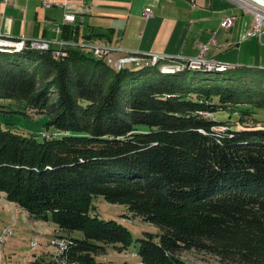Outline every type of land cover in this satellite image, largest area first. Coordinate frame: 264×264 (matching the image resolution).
<instances>
[{
  "label": "trees",
  "instance_id": "16d2710c",
  "mask_svg": "<svg viewBox=\"0 0 264 264\" xmlns=\"http://www.w3.org/2000/svg\"><path fill=\"white\" fill-rule=\"evenodd\" d=\"M62 33L69 40L72 31ZM54 51L0 52V119L35 112L56 133L41 140L0 121L7 200L81 232L70 238L73 264H106L96 259L104 245L133 244L122 222L92 214L99 196L160 230L139 240L140 264H191L181 257L191 250L222 264H264V128L222 131L200 114L217 104L264 109V69L117 72L78 48ZM230 71L239 74L218 77ZM1 101L21 110L2 111Z\"/></svg>",
  "mask_w": 264,
  "mask_h": 264
},
{
  "label": "crops",
  "instance_id": "0c3cea01",
  "mask_svg": "<svg viewBox=\"0 0 264 264\" xmlns=\"http://www.w3.org/2000/svg\"><path fill=\"white\" fill-rule=\"evenodd\" d=\"M43 1L0 0V38L47 42L57 51L91 53L102 46L114 57L150 54L186 61L202 56L237 69L257 68L249 67L251 60L262 64L264 38L246 37L255 20L245 0H51L49 6ZM148 8L153 16L146 19ZM66 15H74V21H66ZM230 17L233 25L223 28ZM64 27L72 31L69 40L62 37Z\"/></svg>",
  "mask_w": 264,
  "mask_h": 264
},
{
  "label": "rangeland",
  "instance_id": "374dc122",
  "mask_svg": "<svg viewBox=\"0 0 264 264\" xmlns=\"http://www.w3.org/2000/svg\"><path fill=\"white\" fill-rule=\"evenodd\" d=\"M31 42L33 41L27 42L28 47ZM9 50L14 51L13 49ZM6 52L9 53V51ZM56 52L57 50L53 52V56L55 57L66 55L65 53L59 51L61 52V55L59 56L56 54ZM87 53H89V51ZM259 53L261 56L260 59L262 61V64H260L261 66H255L256 64L254 63L256 62L251 60L250 63L254 66L249 67L264 69V43L260 46ZM90 54H92V52ZM118 57L114 58L116 59ZM103 61L117 72H120L123 69H119V65L118 67H115V64H111L107 60ZM155 64L156 63H149L145 67L150 66L148 68H156L159 73L160 71L161 73L176 71H178V73H183L187 71H197V69H190L186 66H175L177 63L172 61L163 62L161 66H156ZM123 67L125 68V66ZM131 67L137 69L145 68L143 65H131L128 66V69H131ZM226 69L227 68H223L218 71H211L209 69L203 70H206L210 74H213L215 72H221L224 70L226 71ZM237 74H239V71H230L224 75H219L218 77L229 78ZM187 76L189 79L194 76L200 78L204 76V74L187 73ZM1 102V104H3L1 107L2 111L19 112V110H21L20 105H18L16 102ZM215 103L217 104L218 100H215ZM205 104L206 106H210L211 103L205 102ZM200 114L209 119L224 123L223 126L219 128V130L222 131L227 130L228 128H232L234 130L253 127L264 128V109L254 106H222L221 104H217L214 110L200 111ZM47 119L48 118L42 114L30 112L27 118L23 116L12 118L10 116V118H4L3 120L0 119V121L3 124L5 120L8 122H12V124H14V128H16L19 133L26 135L34 134L42 140V133L46 134L43 135L45 137H53L56 135L53 129H47L45 127ZM93 206V215L96 214L100 219L103 220H116L122 222L124 226L129 229L133 236V244L129 248L123 249L120 245L106 244L104 245V249L100 250L96 259L99 262H104L106 264H140V257L138 256V249L140 246L139 240L145 239L147 237V234H153L155 236L159 235L161 233L160 230L153 224H150L144 221L142 218L129 212L126 206L119 204H110L101 196L95 197L93 199ZM7 227H12V234L5 237L4 243H0V264H33L37 260L42 263L48 264L49 251L50 249H52L50 248V242L53 237L62 236L71 238V236H73L78 239L83 237V234L81 232H72L70 236L58 231H54L57 228L52 222L47 223L31 218L27 212H24V210L17 207L14 203L9 202L5 193L0 192V234L2 233V230ZM33 243L37 244V246L32 247ZM181 257L191 264H222L218 257L196 250L182 252Z\"/></svg>",
  "mask_w": 264,
  "mask_h": 264
},
{
  "label": "built area",
  "instance_id": "2783aa9c",
  "mask_svg": "<svg viewBox=\"0 0 264 264\" xmlns=\"http://www.w3.org/2000/svg\"><path fill=\"white\" fill-rule=\"evenodd\" d=\"M7 1V0H6ZM51 0H44L43 3L45 6H49ZM247 3L245 4V7L253 13L254 15V29L246 34V37H254V36H260L264 38V9L260 8L256 4H254L250 0H246ZM153 16V12L151 9H146L143 13V17L146 19H149ZM75 16L74 15H66L65 20L68 22L74 21ZM235 21L234 17H230L225 19L222 22V27L229 29ZM27 41L21 40L19 42H12L9 40H4L0 38V50H24L26 49ZM28 48L39 50V51H48L50 49V45L47 42L42 41H33L29 45ZM92 52L94 57L101 59V60H107L111 61V63L115 65H124L125 69L128 68V66L133 65H143L146 66L149 63H157V62H175L178 63V65H186L187 67H219V69L223 68H229L230 66L219 64L216 62H211L204 60L203 57H199L197 59H191L188 61H175L172 59H169L164 56L159 55H150V54H124L118 58H114L113 53L111 50L102 47V46H96L92 48ZM206 52V47L203 48V54ZM57 55H61V52L57 51ZM132 68V67H131ZM46 135V134H43ZM12 234V227H7L2 230V233L0 234V243H4L5 237L10 236ZM71 239L66 237H53V239L50 242V251H49V261L48 264H73L69 261L67 258V252L70 248ZM37 244L33 243L32 247H36Z\"/></svg>",
  "mask_w": 264,
  "mask_h": 264
},
{
  "label": "bare ground",
  "instance_id": "6f19581e",
  "mask_svg": "<svg viewBox=\"0 0 264 264\" xmlns=\"http://www.w3.org/2000/svg\"><path fill=\"white\" fill-rule=\"evenodd\" d=\"M246 1V0H245ZM246 3H247V1H246ZM6 51H10V52H15V53H18V52H22L23 50H14V51H12V50H0V52H6ZM110 63H111V61H109ZM160 62H157L155 65H158ZM111 64H113V63H111ZM115 67H118V65H114ZM124 65H119V69H125L124 67H123ZM183 66H186V65H183ZM121 67V68H120ZM138 67V66H137ZM187 67V66H186ZM169 68V67H168ZM190 69H197V70H203V69H209V70H220L219 69V67H189ZM122 69V70H123Z\"/></svg>",
  "mask_w": 264,
  "mask_h": 264
},
{
  "label": "water",
  "instance_id": "95a60500",
  "mask_svg": "<svg viewBox=\"0 0 264 264\" xmlns=\"http://www.w3.org/2000/svg\"><path fill=\"white\" fill-rule=\"evenodd\" d=\"M250 1H252L254 4H256L257 6H259L260 8H263L264 9V0H250Z\"/></svg>",
  "mask_w": 264,
  "mask_h": 264
}]
</instances>
